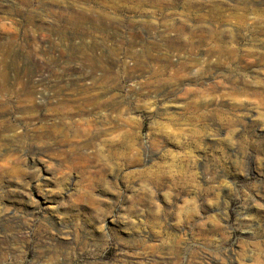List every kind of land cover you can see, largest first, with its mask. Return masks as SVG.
Masks as SVG:
<instances>
[{"label": "rangeland", "instance_id": "374dc122", "mask_svg": "<svg viewBox=\"0 0 264 264\" xmlns=\"http://www.w3.org/2000/svg\"><path fill=\"white\" fill-rule=\"evenodd\" d=\"M0 264H264V0H0Z\"/></svg>", "mask_w": 264, "mask_h": 264}, {"label": "bare ground", "instance_id": "6f19581e", "mask_svg": "<svg viewBox=\"0 0 264 264\" xmlns=\"http://www.w3.org/2000/svg\"><path fill=\"white\" fill-rule=\"evenodd\" d=\"M111 104H113V103H111ZM34 147H35L34 145H31V149H32V150H33ZM39 150H42V149H39Z\"/></svg>", "mask_w": 264, "mask_h": 264}]
</instances>
